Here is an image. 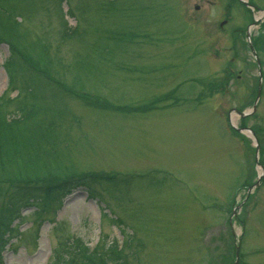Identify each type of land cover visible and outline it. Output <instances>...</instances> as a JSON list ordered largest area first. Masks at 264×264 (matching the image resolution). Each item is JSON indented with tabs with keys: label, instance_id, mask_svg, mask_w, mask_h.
<instances>
[{
	"label": "rangeland",
	"instance_id": "1",
	"mask_svg": "<svg viewBox=\"0 0 264 264\" xmlns=\"http://www.w3.org/2000/svg\"><path fill=\"white\" fill-rule=\"evenodd\" d=\"M254 1L264 8V0ZM224 3L0 0V18L19 37L23 56L54 83L36 102L63 108L48 125L58 137L52 145L0 147V219L18 183L112 177L76 184L39 216L38 201L21 205L0 264H50L52 254L65 245L66 257L76 242L91 254L101 246L114 250L104 264H232L238 242L235 264H264V38L257 47L260 96L243 120L260 144L259 169L251 136L230 131L226 120L231 107L246 110L254 98L257 70L243 43L251 15L235 3L226 13ZM75 19L71 35H62ZM262 24L252 35L264 37ZM10 35L0 26V94L6 85L3 99L17 93L5 103L8 117L17 100L32 95L18 93L17 82L9 87L11 67L2 62ZM228 65L227 90L212 91L208 81ZM122 240L128 245L118 252L113 245Z\"/></svg>",
	"mask_w": 264,
	"mask_h": 264
},
{
	"label": "trees",
	"instance_id": "2",
	"mask_svg": "<svg viewBox=\"0 0 264 264\" xmlns=\"http://www.w3.org/2000/svg\"><path fill=\"white\" fill-rule=\"evenodd\" d=\"M9 14V13H8ZM6 21L0 18V26L2 30L8 34H11L13 44L9 48V56L5 59V64H9L11 67V73L8 79L10 86L15 87L14 83L17 82L20 85L19 92H31V100L27 102L17 100L16 114L19 117H15L6 121V116L10 111L5 109V103L11 100V98L3 99L0 97V147L4 148L6 143H11L15 148H25L37 146L39 141L52 145L54 140L58 137L55 134L54 127H48L50 123H54V120L60 118L63 108L56 106H47L46 104H38L36 102L37 95L43 93L44 88L52 85L45 75H42L38 69L33 68L31 63L23 56L22 51L19 48V37L10 31L11 27H6ZM8 25V24H7ZM38 39V38H37ZM42 47L46 48V44H41ZM16 54L18 60L13 58ZM53 83V84H52ZM38 93V94H37ZM25 94V93H24ZM19 98V97H18ZM26 101V102H25ZM47 115V116H46ZM40 143V144H41ZM45 145V144H42ZM42 145H38L37 148H41ZM47 146V145H45ZM51 147V146H50ZM36 149V148H35ZM49 149V148H47ZM25 151V150H24ZM46 151V149H45ZM1 154V153H0ZM93 175V176H91ZM100 174H90V176L79 177L78 181L73 180H59L54 183H28L22 182L16 184L12 188V191L7 194L6 203L2 207L1 219H0V251L4 249V246L8 243V237L12 230L10 226V220L17 217V211L21 205H26L33 201V204L38 201L40 207L36 210V215L39 216L42 212L47 211L46 209L52 205V203L59 204L64 194L69 193L73 186L76 184L83 183L90 184L95 179L107 180L112 177H101ZM112 176V175H109ZM81 178V179H80ZM33 194V195H32ZM41 209V211H39ZM80 247L78 242L75 245L70 246L67 250L68 255L63 257L62 253L65 251V245L62 253L56 251L50 260V264H104L105 260L111 261L116 255L115 251L109 252L107 246H101L99 250L91 254L88 252V248L84 246ZM116 251V243L113 245ZM107 251L108 253H105ZM117 252V253H118ZM91 254V255H89ZM77 255V256H76ZM107 261V262H108ZM49 264V263H48Z\"/></svg>",
	"mask_w": 264,
	"mask_h": 264
},
{
	"label": "water",
	"instance_id": "3",
	"mask_svg": "<svg viewBox=\"0 0 264 264\" xmlns=\"http://www.w3.org/2000/svg\"><path fill=\"white\" fill-rule=\"evenodd\" d=\"M253 54H254V56H255V60H256V63H257V68H258V70H259V65H258V60H257V58H256V55H255V53H254V51H253ZM253 107H254V105L252 106V109H253ZM258 149V145L255 143V157H256V150ZM235 249H237V248H235ZM237 253V250L235 251V254ZM235 263V262H234Z\"/></svg>",
	"mask_w": 264,
	"mask_h": 264
},
{
	"label": "flooded vegetation",
	"instance_id": "4",
	"mask_svg": "<svg viewBox=\"0 0 264 264\" xmlns=\"http://www.w3.org/2000/svg\"><path fill=\"white\" fill-rule=\"evenodd\" d=\"M227 20H228V17H227V18H225V20H224V21H227ZM220 26H222V24H220ZM223 90H224V91H226L227 89L224 87V88H223Z\"/></svg>",
	"mask_w": 264,
	"mask_h": 264
}]
</instances>
